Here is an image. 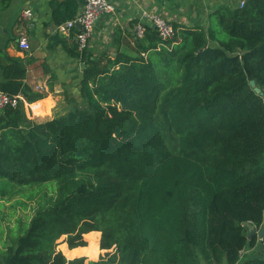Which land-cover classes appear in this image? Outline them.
Returning <instances> with one entry per match:
<instances>
[{
    "label": "trees",
    "instance_id": "trees-1",
    "mask_svg": "<svg viewBox=\"0 0 264 264\" xmlns=\"http://www.w3.org/2000/svg\"><path fill=\"white\" fill-rule=\"evenodd\" d=\"M53 5L60 24L79 0L61 3L72 6L62 19ZM174 26L170 39L147 26L138 41L147 56L104 60L74 44L86 62L80 95L43 121L25 101L47 93L25 82L21 57L0 50V90L25 100L0 115V196L56 182L5 233L0 207V264H85L56 241L85 244L81 232L94 229L112 264H264L246 251L264 252V93L250 84L264 92V0L218 4L207 27Z\"/></svg>",
    "mask_w": 264,
    "mask_h": 264
},
{
    "label": "crops",
    "instance_id": "crops-1",
    "mask_svg": "<svg viewBox=\"0 0 264 264\" xmlns=\"http://www.w3.org/2000/svg\"><path fill=\"white\" fill-rule=\"evenodd\" d=\"M65 0H12L6 8L0 9V50L14 57H21L27 69L25 82L36 90L46 92V96L35 101L25 102L28 117L43 121L66 113L71 106V97L80 95L81 81L86 62L75 56L70 50L77 44L80 25L72 28L69 34L58 30V20L54 15V3L58 6ZM76 1V0H75ZM114 10L102 15L95 29L88 49L92 57L114 58L117 53L131 55L148 52L141 51L135 25L138 22L146 26L154 25L147 12L157 13L173 25L186 27L208 25V14L216 5L225 3L232 7L239 0H109ZM32 9V16L26 18L23 11ZM84 1L79 0L75 17L82 12ZM72 10V6H60V17ZM26 33L31 47L23 49L19 37ZM0 64V80L3 79ZM37 85L43 89L37 88ZM85 244L70 245L68 234L56 241V249L62 251L67 259L85 257V264L91 260L112 264L109 257L112 248H101L100 230L81 232Z\"/></svg>",
    "mask_w": 264,
    "mask_h": 264
},
{
    "label": "built area",
    "instance_id": "built-area-1",
    "mask_svg": "<svg viewBox=\"0 0 264 264\" xmlns=\"http://www.w3.org/2000/svg\"><path fill=\"white\" fill-rule=\"evenodd\" d=\"M84 8L80 14L74 18L67 19L66 21L58 25V30L69 34L73 27L77 24L80 25V30L77 34V43L79 49H84L89 45L91 40L95 24L97 20L104 14L110 13L114 10V5L109 0H83ZM246 0H239V5L244 6ZM32 9L27 8L23 11V16L29 18L32 16ZM146 16L149 17L151 22L156 25V29L162 39L173 38L177 32L175 26L169 22L163 16L157 13L147 12ZM147 26L138 22L135 25V31L138 36H143ZM20 46L23 49H30L31 44L26 33H22L19 37ZM37 88L43 89L37 85ZM24 100V97L21 93L10 94L6 91L0 90V115L4 108L7 106H17L21 101ZM25 101V100H24ZM26 102V101H25ZM28 104V102H26Z\"/></svg>",
    "mask_w": 264,
    "mask_h": 264
},
{
    "label": "rangeland",
    "instance_id": "rangeland-1",
    "mask_svg": "<svg viewBox=\"0 0 264 264\" xmlns=\"http://www.w3.org/2000/svg\"><path fill=\"white\" fill-rule=\"evenodd\" d=\"M44 186H50L51 188H40L35 189L36 192H31L28 188H15L10 191L9 188H6V194L4 197L0 196V204L2 209V214H6V219L4 218L1 221L2 230L5 232L8 231L9 225H13L16 223L17 218H21L24 220H28L30 216L34 213L35 207L38 205V202L44 200L43 191L45 189L48 190V195L52 196L54 191H56V182L50 181L48 183L43 184ZM2 187L0 185V191ZM2 197V198H1ZM251 223L248 224L249 233L256 228L253 224L250 226ZM263 247H255L247 249L246 251L252 252L255 255H263L264 252L262 251ZM245 251V252H246Z\"/></svg>",
    "mask_w": 264,
    "mask_h": 264
},
{
    "label": "water",
    "instance_id": "water-1",
    "mask_svg": "<svg viewBox=\"0 0 264 264\" xmlns=\"http://www.w3.org/2000/svg\"><path fill=\"white\" fill-rule=\"evenodd\" d=\"M153 27L156 28V25H153ZM250 84H251V86L254 88V90H255L257 93H261V94L264 93L263 90H262V88H261L259 85H257L255 79H251V80H250ZM251 225H252V224H250V226H251ZM254 233H255L254 230H252V231L249 233V237H252V235H253ZM258 237H259L260 239H263V238H264V223H263L261 229H260L259 232H258Z\"/></svg>",
    "mask_w": 264,
    "mask_h": 264
}]
</instances>
